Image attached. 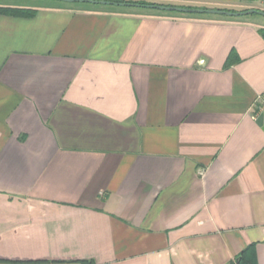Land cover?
<instances>
[{
  "label": "crops",
  "instance_id": "crops-1",
  "mask_svg": "<svg viewBox=\"0 0 264 264\" xmlns=\"http://www.w3.org/2000/svg\"><path fill=\"white\" fill-rule=\"evenodd\" d=\"M0 7V264H264L263 16Z\"/></svg>",
  "mask_w": 264,
  "mask_h": 264
},
{
  "label": "water",
  "instance_id": "water-1",
  "mask_svg": "<svg viewBox=\"0 0 264 264\" xmlns=\"http://www.w3.org/2000/svg\"><path fill=\"white\" fill-rule=\"evenodd\" d=\"M63 2H87L93 4H105V5H117L115 3L106 2V1H95V0H58ZM120 6H129V4H119ZM148 8H153L161 11H175L181 13H189V14H212V15H224V16H243L249 14H258L264 17V12L260 10H246L243 12H229L223 10H211V9H194V8H182L175 6H160V5H152L146 6Z\"/></svg>",
  "mask_w": 264,
  "mask_h": 264
},
{
  "label": "trees",
  "instance_id": "trees-1",
  "mask_svg": "<svg viewBox=\"0 0 264 264\" xmlns=\"http://www.w3.org/2000/svg\"><path fill=\"white\" fill-rule=\"evenodd\" d=\"M95 1L111 2V3L117 4V6H120L119 4H129V6L147 8V9H153V8H148L146 6H152V5L164 6L162 4H154V3H149V2L141 1V0H95ZM153 10H155V9H153ZM229 12H232V11H229ZM0 13L10 14V15H30L32 13V11L22 10V9H13V8H1L0 7Z\"/></svg>",
  "mask_w": 264,
  "mask_h": 264
},
{
  "label": "rangeland",
  "instance_id": "rangeland-1",
  "mask_svg": "<svg viewBox=\"0 0 264 264\" xmlns=\"http://www.w3.org/2000/svg\"><path fill=\"white\" fill-rule=\"evenodd\" d=\"M11 0H0V2H10ZM13 1V0H12ZM14 1H19L20 2V0H14ZM25 1H27V0H25ZM29 1H35V0H29ZM36 1H38V0H36ZM39 1H42V0H39ZM264 20V19H263Z\"/></svg>",
  "mask_w": 264,
  "mask_h": 264
},
{
  "label": "built area",
  "instance_id": "built-area-1",
  "mask_svg": "<svg viewBox=\"0 0 264 264\" xmlns=\"http://www.w3.org/2000/svg\"><path fill=\"white\" fill-rule=\"evenodd\" d=\"M261 106H262V108H264V101L262 102V105Z\"/></svg>",
  "mask_w": 264,
  "mask_h": 264
}]
</instances>
